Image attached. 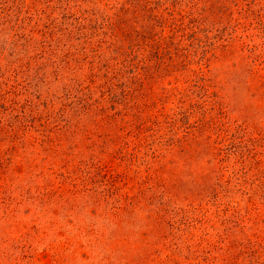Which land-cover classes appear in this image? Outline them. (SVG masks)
I'll list each match as a JSON object with an SVG mask.
<instances>
[{"label": "rangeland", "instance_id": "obj_1", "mask_svg": "<svg viewBox=\"0 0 264 264\" xmlns=\"http://www.w3.org/2000/svg\"><path fill=\"white\" fill-rule=\"evenodd\" d=\"M0 1L10 24H25L28 29L39 23L36 36L25 38L22 28L9 30L7 21L0 19V264H168L170 251L157 257L152 254L167 231L164 226H169L159 222L155 208L177 221L172 228L182 236L181 249L170 257L182 264H205V256L212 261L209 264H222L221 257L236 242L264 241V230L247 229L248 223L241 233L252 198L264 192V0H191L193 16L208 26L199 33L207 36L206 44L190 47L195 53L190 68L198 73L176 84L167 80L168 88L185 94V102L172 95L163 103L164 109L158 111L160 104L154 114L161 123L164 114L180 119L178 106L192 104L193 120L212 118L222 126L221 130L210 126L204 132L213 149L205 150L197 165H183L179 158L161 162L166 168L160 167V173L151 177V189L146 171L147 162L153 160L151 149L145 143L135 147L134 136L122 138L120 147L109 146L106 132L99 134L104 138L93 135L83 141L69 136L53 158L46 152L49 143L39 145L44 125L54 137L56 127L63 126L64 132L72 97L83 90L64 63L55 64L49 58V39L40 35L48 32L43 24L53 20L65 26L74 17H90L77 12L75 5L91 7L92 0ZM188 1L171 0L177 8ZM190 41L183 39L181 47ZM201 84H208L204 104ZM30 145L41 150L38 161L48 155L53 163H40L31 172L25 160ZM49 166L53 177L61 178L64 169H70L79 186L85 184L87 189L81 188L73 209L33 200L34 186L46 181L35 175L43 168L52 171ZM140 185L148 195H143L141 208L127 207L116 217L104 203L99 208L95 205V196H131ZM258 207L264 211V204ZM188 217L191 222L186 221ZM80 226L92 229L99 241L90 243L89 237L79 235L70 250L56 254V243ZM248 251L245 263L252 257L253 251Z\"/></svg>", "mask_w": 264, "mask_h": 264}, {"label": "trees", "instance_id": "obj_2", "mask_svg": "<svg viewBox=\"0 0 264 264\" xmlns=\"http://www.w3.org/2000/svg\"><path fill=\"white\" fill-rule=\"evenodd\" d=\"M92 2L91 7L75 5L77 12L89 13L90 17H74L73 21L65 26L63 22L53 20L43 24L48 32L44 31L40 35L49 39L48 44L51 45L49 58L55 64L64 63V67L74 76L75 83L83 90L77 91L79 96L72 97L74 98L70 103L72 113L67 112L64 132L63 126L56 127L58 135L54 137L52 129L47 130L48 125H44L39 132V145L49 143L46 152L53 158L69 136L83 141L93 135H96V138H104L105 135L99 134L106 132L107 141L112 143L109 146L113 147H120L122 138L134 136V139L137 138L136 141L133 139L135 142L132 141L135 147L145 143L144 145H149L151 149L153 160L147 162L146 166L147 183H150L151 189L154 186L151 177L156 176L160 167L166 168L161 162L173 163L176 161L174 158H179L183 165L191 166L195 163L197 165V162L202 161L200 158L205 150L206 153L212 152L209 135H204V132L210 126H216L218 120L213 121L212 118L193 120L192 111L189 110L192 104L186 108L178 106L180 119L162 112L164 119L161 123L154 114L158 105H162L158 111L164 109L163 103L172 95H178V102H185V94L174 87L168 88L171 83L167 80L171 78L176 84L181 78L186 81L198 73L190 68L192 56L195 55L190 47L202 42L206 44L207 36L200 37L199 33L202 28L208 26L193 16L191 0L185 3L183 8L175 7L171 0H92ZM3 6L0 1V19L7 21L9 30L15 27L22 28L21 37L36 36L38 22L30 25L28 29L25 24L24 27L12 25L11 17L7 15ZM185 38L191 40L190 44L181 47L180 43ZM66 44L67 50L64 52ZM205 60L208 62L209 59ZM86 80L88 84L83 86ZM207 87L208 84L200 86L202 104L205 102ZM219 124L222 126V123ZM220 125L217 126L221 130ZM124 143L130 142L126 140ZM40 151H36V148L30 145V155H26L25 160L29 163L31 172L36 171L41 164H46L48 160L52 162L48 155H44L42 161H38L41 159ZM177 162L182 164L180 161ZM53 172L54 170L48 172L44 168L37 171L35 176L39 179L45 178L46 181L43 185L34 186L33 200H40L44 206L55 203L68 210L73 209L80 198L83 190L81 188L87 189L85 184L79 186L76 175L70 169H64L60 174L61 178L53 177ZM128 174L129 171L124 174L125 182L129 178ZM127 190L131 191L132 187ZM143 195L148 197L140 185L138 191L131 196L125 193L109 199L103 194L101 198L95 196L94 201L96 207L99 208L104 203L109 214L118 217L127 207L141 208L145 200ZM255 195L256 199L252 198L251 202L252 208L247 207L248 212L241 221L244 222L241 224V233L246 229V223L250 226L247 229L256 227V231L264 230L262 216L264 211L258 207L260 203L264 204V192ZM154 214L159 222L164 221L169 226H164L167 231L158 238L159 242L152 254L157 257L158 254H163L164 250L170 251V254L179 251L182 236L176 235L172 228L177 222L173 220L174 216H169L168 213L165 215L159 208H155ZM188 219L189 217L186 221ZM186 221L184 218L183 223ZM79 235L89 237L90 243L99 241L93 236L92 229L80 226L72 235L65 236L62 241L56 243L54 247L56 254L70 250L77 244L76 239ZM236 244L234 249L225 252L221 257L222 264H264L263 240L251 243L249 239L248 244L243 241ZM249 248L253 251L252 257L245 263L243 260ZM170 254L168 264H182L178 259L170 257ZM208 258L209 256L204 257L205 264L212 263L207 261Z\"/></svg>", "mask_w": 264, "mask_h": 264}]
</instances>
